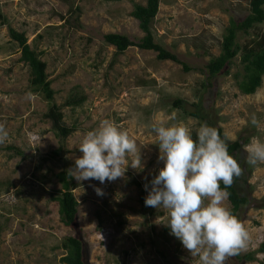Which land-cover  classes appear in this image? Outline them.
I'll use <instances>...</instances> for the list:
<instances>
[{
	"label": "rangeland",
	"instance_id": "obj_1",
	"mask_svg": "<svg viewBox=\"0 0 264 264\" xmlns=\"http://www.w3.org/2000/svg\"><path fill=\"white\" fill-rule=\"evenodd\" d=\"M250 1L161 0L155 42L191 68L186 73L182 65L159 61L153 51L133 47L116 56L115 47L104 41L107 34L142 39L145 34L131 13L134 4L145 5L146 0H0L5 18L0 17V123L9 133L0 145V264H60L65 255L61 245L69 236L83 242L86 264H199L170 234L167 210L140 202L164 167L152 125L190 121L195 135L202 124L191 113L199 105L211 121L218 120L232 142L251 133L264 141V78L254 95H243L235 78L243 74L241 57L229 74L211 81L205 68L219 57L230 22L250 13ZM78 17L81 29L68 24ZM9 28L24 33L47 63L52 102L34 90ZM262 36L264 25H257L248 34L239 32L237 41L251 45ZM74 95L85 98L82 106H65ZM177 100L182 106L174 105ZM54 104L61 107L65 125L77 130L58 157L53 152L59 139L45 117ZM253 114L261 121L259 130L251 125ZM105 119L136 139L142 167L129 164L123 178L103 184L74 177L80 206L78 223L70 229L61 223L53 200L61 189L56 175L75 167L83 137ZM246 156L243 148L247 182L239 191L251 204L239 217L250 241L240 254H253L254 259L238 261L234 256L226 264H264V253L259 252L264 244V163L250 166ZM225 204L231 209L228 199Z\"/></svg>",
	"mask_w": 264,
	"mask_h": 264
},
{
	"label": "clouds",
	"instance_id": "obj_2",
	"mask_svg": "<svg viewBox=\"0 0 264 264\" xmlns=\"http://www.w3.org/2000/svg\"><path fill=\"white\" fill-rule=\"evenodd\" d=\"M172 120L176 121L175 113ZM250 122L258 130L262 127L255 114ZM190 123L152 125L160 151L158 159L164 167L151 181L145 206L167 210L170 234L192 257L199 258V264H226L247 249L250 241L245 222L225 204L227 189L243 175L244 169L229 152L232 137L227 131L222 137L216 127L205 123L194 135ZM8 138L5 125L0 123V145ZM244 150L250 166L264 163V141L252 137ZM79 152L82 156L69 170L78 181L94 179L103 184L123 178L129 164L136 169L142 167L136 139L110 119L102 120L85 134ZM95 191L103 195L101 189Z\"/></svg>",
	"mask_w": 264,
	"mask_h": 264
},
{
	"label": "trees",
	"instance_id": "obj_3",
	"mask_svg": "<svg viewBox=\"0 0 264 264\" xmlns=\"http://www.w3.org/2000/svg\"><path fill=\"white\" fill-rule=\"evenodd\" d=\"M160 3L161 0H146L145 5L134 4L131 17L139 22V27L145 34L142 39L132 41L125 35L107 34L104 36V41L106 44L115 47L116 56L124 54L129 48L133 47L144 51H153L157 53V59L159 61L175 62L182 65L183 70L188 73L191 71V68L182 62L176 54L171 53L162 45L155 42L153 29L156 16L159 12ZM74 13H78V10ZM0 17L5 19L1 12ZM78 21L79 17L73 20V24H71V21H68V24L72 25V27L74 26L76 29H81ZM257 25H264V0H251L250 13L247 17L240 22L234 20L230 22L226 34L223 36L222 49L219 57L213 58L205 67L208 80L211 81L222 73L229 74L235 59L241 57L243 74L241 79L238 73L235 75L238 89L243 95H254L257 92L262 86L264 78V36L258 38V40L254 41L251 45L241 46L237 41L239 32L248 34L249 31ZM9 33L11 39L18 43L21 49L20 61L24 62L30 69L31 84L34 90L43 94L46 100L52 102L54 91L51 89L52 83L48 81L47 63L41 59V53L31 48L24 33H19L12 28H9ZM210 81L209 85L211 86L212 83ZM84 102V97L74 95L67 101L65 106L76 108L82 106ZM174 105L180 107L182 106V102L177 100L174 102ZM191 114L193 117L200 120L202 125L207 123L209 126L216 127L223 137L224 131L218 126V120L212 119L211 121L210 117L204 115L199 105H196L195 112ZM45 117L51 121L52 129L59 139V148L53 152V155L58 157L66 150L68 138L77 130L75 127H68L65 125L62 109L56 104L50 106ZM252 135V133L247 134L236 141H229V152L240 164L243 163L241 158L243 148L250 143ZM10 149L15 150V148ZM56 178L61 189L57 191L59 195L54 197L53 200L58 204L60 221L65 227L74 229L78 223L79 217L80 204L74 195V191L78 188V185L74 182V176L69 174V170L60 172L56 175ZM246 182L247 179L243 174L241 177L235 178L234 184L227 189L229 192L228 201L231 204V210L239 219L240 212L251 204V199L239 191L241 187L240 184L244 185ZM137 185L139 186V184ZM221 187L223 188V184H221ZM140 202L144 207L145 198L143 195H141ZM61 249L65 252V255L59 260L60 264H86L84 244L79 238L75 236L66 237L61 245ZM259 252L264 253V244L259 248ZM236 257L238 261H252L254 259L253 254H246L243 256L239 254Z\"/></svg>",
	"mask_w": 264,
	"mask_h": 264
}]
</instances>
